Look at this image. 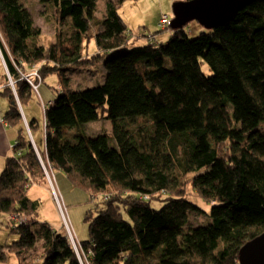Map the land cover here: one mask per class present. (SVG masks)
<instances>
[{
  "label": "trees",
  "instance_id": "trees-1",
  "mask_svg": "<svg viewBox=\"0 0 264 264\" xmlns=\"http://www.w3.org/2000/svg\"><path fill=\"white\" fill-rule=\"evenodd\" d=\"M37 1L58 23L46 45L24 0H0L7 70L0 94L10 104L4 121L18 137L0 175V214L18 240L0 242V264L11 253L20 264H241L240 250L264 233V0L196 38L172 25L168 43L151 35L144 45L134 44L119 13L127 0L109 1L101 20L98 0ZM92 41L98 52L90 57ZM100 63L103 84L69 89L71 66ZM36 66L42 83L49 74L63 82L45 110L44 154L26 130L40 125L33 119L24 126L19 104L35 92L20 69ZM102 120L112 123V134L88 136L86 126ZM52 171L96 205L85 216L90 238L78 242V253L67 236L39 222L41 204L29 196L32 187L49 186ZM187 184L213 203L210 224L190 225L201 209ZM154 201L162 208L153 209ZM40 241L41 256L30 260Z\"/></svg>",
  "mask_w": 264,
  "mask_h": 264
},
{
  "label": "rangeland",
  "instance_id": "rangeland-1",
  "mask_svg": "<svg viewBox=\"0 0 264 264\" xmlns=\"http://www.w3.org/2000/svg\"><path fill=\"white\" fill-rule=\"evenodd\" d=\"M109 1L117 2L118 0H98L97 1V13L96 18H103L105 14V7ZM28 10L33 15V19L35 24L41 29L42 37H40V44L46 45L54 41L55 33L58 27V23H55L50 12L46 5L41 4L37 0H24ZM179 2H185V0H127L120 7V15L125 20L126 25L128 26V31H130L131 37L135 40V45H144L147 42L145 41V37L154 36L157 40L168 43L171 36V30L164 31L159 26V21L161 17L167 15L169 18L174 20V9L175 5L179 4ZM184 29L189 34V37L196 38L201 33L206 31V28L200 25L197 21H192L191 23L184 26ZM96 32L95 29H93ZM132 46V45H131ZM133 47V46H132ZM131 47V48H132ZM98 52V47L95 41L91 42V45L86 52L87 56H92L93 54ZM112 57V55H107V58ZM104 63L92 65V66H71L69 71L66 72L65 76L69 80V89L73 91H82L91 89L98 85L104 83L105 80V66ZM32 69L25 67L24 69H20L22 73H30ZM203 73H206L208 76L212 75L208 65L204 64ZM7 75V70L5 66L4 59L0 54V83L2 79H5ZM2 78V79H1ZM15 82V81H13ZM38 82V81H37ZM11 83V82H10ZM62 80L59 79L57 74H49L48 78L45 79V82L40 85V94L39 92H34L32 99L28 104L24 106H20V112L23 115V120H37L40 125L38 131H34V133L29 132L28 127L27 135L32 139H34L37 143V146L42 149V143L40 139L44 141L45 134V110L49 108V99H57L58 92L57 88L60 84H62ZM37 85V83H35ZM15 85V84H14ZM34 91V90H33ZM16 96V94H15ZM17 97V96H16ZM8 98L6 96L0 95V107H8ZM7 109V108H6ZM24 126H27L26 124ZM86 134L90 137H94L95 135L102 133H110L112 134V123L109 121H98L95 123L88 124L85 128ZM36 148V146H34ZM39 150V149H38ZM40 151V150H39ZM40 154V153H39ZM50 178H53V171L50 172ZM195 176V174H190L187 179H191ZM55 177V176H54ZM54 188L60 191L63 199L65 198V208L66 213L68 214L70 225L72 226L71 231L70 227L64 224L62 214H60L57 203H55L53 198V189L48 186V191H45L43 186L32 187L29 191V196H36L38 198L39 204H41V208L38 212L39 222L40 223H48L53 227L56 231L61 235H69L68 230L71 231V235L74 237L75 241L79 243L89 241V224H85V216L88 210H91L96 207L94 202L91 201L90 194L88 192L80 191L78 189H74L70 184L69 180L64 173H57L55 178ZM186 193L189 200L201 211L199 213H191L189 216L190 225L192 227H200L206 226L211 223V219L209 215L211 213L213 203L207 202L202 197L198 196L192 186L187 184ZM37 193V194H36ZM163 203L154 201L152 203L153 209L162 208ZM124 214V218L129 221L128 215L126 211L122 210ZM97 215V213L95 214ZM78 239V240H77ZM18 238L12 233V227L9 225V219L7 216L0 214V242L3 245H10L11 243L17 241ZM69 240V239H68ZM42 246L43 242L40 241L36 248H34L30 260L36 259L42 254ZM77 247H79L77 245ZM6 264H20L17 257L11 253L9 256L8 262Z\"/></svg>",
  "mask_w": 264,
  "mask_h": 264
},
{
  "label": "water",
  "instance_id": "water-1",
  "mask_svg": "<svg viewBox=\"0 0 264 264\" xmlns=\"http://www.w3.org/2000/svg\"><path fill=\"white\" fill-rule=\"evenodd\" d=\"M258 0H190L174 7V28L184 27L197 21L207 29L225 26L236 13ZM241 264H264V233L246 243L240 250Z\"/></svg>",
  "mask_w": 264,
  "mask_h": 264
},
{
  "label": "crops",
  "instance_id": "crops-1",
  "mask_svg": "<svg viewBox=\"0 0 264 264\" xmlns=\"http://www.w3.org/2000/svg\"><path fill=\"white\" fill-rule=\"evenodd\" d=\"M0 54H1V50H0ZM1 57H2V54H1ZM4 62H5V60H4ZM5 85H6V78L5 79L3 78L1 83H0V92L3 91ZM39 89H40V87H39ZM39 89H38V91H39ZM39 95L41 97L40 91H39ZM54 100L55 99L51 98V99H49L48 102L50 103V102H53ZM17 101L19 103L18 97H17ZM8 104H9V101H8ZM19 104L21 106V103H19ZM9 108H10V104H9L8 107H4V108L0 107V117L5 119V113L9 110ZM28 121H29L28 119L27 120L25 119V124L26 125H27ZM17 139H18V137H17V129H14L11 126H9L6 121L4 123H0V175L2 174V172H3V170H4L5 166H6L7 158L12 157L14 155V153H15L13 148L17 144ZM40 142L42 143V149L37 146V143H36V141L34 139V144H35L36 148L39 149L42 152V154H44L45 151H46L45 138H44V141L40 139ZM39 150H38V152L40 153ZM56 175H57V173L54 175L55 176L54 180L56 178ZM43 188H45L46 192L49 189L47 185H43ZM58 192H60V191H58ZM61 197H62L63 202H65V198L63 199V196H61ZM30 198L35 200V201L38 200V198L36 196L32 197L30 195ZM69 224H70V221H69ZM78 242H79V240H78Z\"/></svg>",
  "mask_w": 264,
  "mask_h": 264
},
{
  "label": "built area",
  "instance_id": "built-area-1",
  "mask_svg": "<svg viewBox=\"0 0 264 264\" xmlns=\"http://www.w3.org/2000/svg\"><path fill=\"white\" fill-rule=\"evenodd\" d=\"M172 21L173 20L171 18H169L167 15L162 16L161 20H160V27L162 28V30L169 31V29L171 28L172 23H173ZM150 40L153 41L152 38ZM20 77H21V80L28 81V83L31 85V87L33 88L34 91L39 92L38 89H39L40 85L42 84V80H41V76H40V66H36V67L32 68L30 73L20 72ZM38 80H39V82H37ZM9 81L11 82L10 86L12 87L13 92L17 95V92L15 90V85H14L15 82L12 81L10 76H9ZM35 83H37V85ZM58 90L60 91V87L58 88ZM51 105H54V102H51L49 104V106H51ZM4 122H5L4 119L2 117H0V123H4ZM13 149H15V148H13ZM48 179H49L50 185L53 189L54 201H55V203H57L60 214H62L64 224L67 225V227L69 226L71 231L73 232L72 227L69 224V217H68V214L66 213V208H65V205L63 203L62 197L60 196L59 192H57V190L54 188V186H53L54 182L51 180L49 175H48ZM108 199H109V197L105 196V200H108ZM71 231L68 230L69 235H67V237L69 239L70 244L73 247H75L76 252L78 253V250H79V247H77L78 242H76L74 237L71 235Z\"/></svg>",
  "mask_w": 264,
  "mask_h": 264
}]
</instances>
